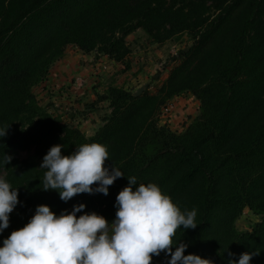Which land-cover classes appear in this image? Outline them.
<instances>
[{"label":"trees","instance_id":"trees-1","mask_svg":"<svg viewBox=\"0 0 264 264\" xmlns=\"http://www.w3.org/2000/svg\"><path fill=\"white\" fill-rule=\"evenodd\" d=\"M138 30L158 45L184 35L193 41L155 93L135 97L109 88L111 112L92 137L40 104L34 89L68 47L128 70L127 39ZM186 94L199 101V116L181 134L160 127L163 108ZM6 129L0 177L19 191V203L0 247L39 205L59 216L84 204L77 216L95 212L112 223L116 197L134 176V188L155 183L182 212L196 210L197 227L181 226L174 237L175 246L188 245L185 255L229 264L259 252L250 264H264V0H0V130ZM84 143L105 145V166L125 176L106 196L83 193L65 202L58 191L42 190L47 170L40 165L50 148L59 144L71 155ZM20 152L33 154L20 159ZM247 209L262 221L240 232ZM170 259L162 252L152 264Z\"/></svg>","mask_w":264,"mask_h":264},{"label":"clouds","instance_id":"clouds-1","mask_svg":"<svg viewBox=\"0 0 264 264\" xmlns=\"http://www.w3.org/2000/svg\"><path fill=\"white\" fill-rule=\"evenodd\" d=\"M5 135L7 129L0 130V136ZM108 160L107 147L101 143H84L71 155H63L62 145H54L40 165L47 170L42 190L58 191L65 202L83 193L106 196L117 178L125 176L115 166L110 171L105 166ZM10 161L7 156L5 163ZM128 180L129 185L116 197L112 223L95 212L77 216L84 204L59 216L48 205H39L24 227L3 240L0 264H152L153 257L162 252L170 255L168 264H213L199 255H185L188 245L183 242L174 245L181 226L197 227L195 209L182 212L155 183L134 188L136 178ZM18 196L19 191L0 177V233L9 227ZM258 254L244 252L238 262L230 259L229 264H250Z\"/></svg>","mask_w":264,"mask_h":264},{"label":"rangeland","instance_id":"rangeland-1","mask_svg":"<svg viewBox=\"0 0 264 264\" xmlns=\"http://www.w3.org/2000/svg\"><path fill=\"white\" fill-rule=\"evenodd\" d=\"M127 41L131 49L126 61L130 66L128 70L125 65L107 57H99L95 53L87 55L76 47H68L65 58L59 62L62 64L57 63L51 70H55L56 76L50 72L45 82L34 89L40 104L51 107L49 109L55 115L91 137L103 125V118L111 112L106 99L109 88L121 87L134 94L141 89L142 94L155 93L172 69L181 62L182 54L193 44L188 35H184L180 41L154 44L141 30ZM79 69H83V72ZM78 78L85 82L81 90L77 89ZM172 106L170 113L161 112L159 126L181 134L199 116L200 103L194 96L186 94L174 99ZM32 154L20 152L18 157L26 159ZM261 221V216L247 209L237 227L240 232H250Z\"/></svg>","mask_w":264,"mask_h":264},{"label":"built area","instance_id":"built-area-1","mask_svg":"<svg viewBox=\"0 0 264 264\" xmlns=\"http://www.w3.org/2000/svg\"><path fill=\"white\" fill-rule=\"evenodd\" d=\"M84 83H85L84 80H81L80 78H78L76 81L77 89L81 90L84 87ZM172 109H173V106H172V101H171L163 108L162 112L170 113Z\"/></svg>","mask_w":264,"mask_h":264},{"label":"crops","instance_id":"crops-1","mask_svg":"<svg viewBox=\"0 0 264 264\" xmlns=\"http://www.w3.org/2000/svg\"><path fill=\"white\" fill-rule=\"evenodd\" d=\"M59 64H62V62L59 63ZM97 64H98V63H97ZM76 70H77V69H76ZM79 70H81V71L83 72V69H79ZM85 70H87V69H85ZM87 71H89V70H87ZM52 74H55V76H56V72H55V70L51 71V75H52ZM103 101H104V99H103ZM49 106H50V105H49ZM49 108H51V107H48V109H49ZM49 110H50V109H49ZM50 111H52V110H50ZM68 115H69V110H67V112H66V116H68ZM102 123H103V122H102ZM101 126H102V125H101ZM101 126H100V127H101ZM100 127H99V128H100ZM99 128H98V129H99ZM79 129H80V128H79ZM80 130H81V129H80ZM81 131H82L83 133L85 132V131H83V130H81ZM84 134H85V133H84ZM94 135H95V134H94ZM94 135H93V136H94ZM91 137H92V136H91Z\"/></svg>","mask_w":264,"mask_h":264},{"label":"water","instance_id":"water-1","mask_svg":"<svg viewBox=\"0 0 264 264\" xmlns=\"http://www.w3.org/2000/svg\"><path fill=\"white\" fill-rule=\"evenodd\" d=\"M143 92V89L139 90L138 92H136L134 95L135 97H139Z\"/></svg>","mask_w":264,"mask_h":264}]
</instances>
